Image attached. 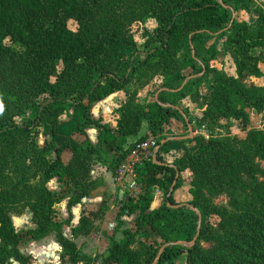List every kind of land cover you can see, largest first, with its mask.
Masks as SVG:
<instances>
[{"label": "trees", "instance_id": "1", "mask_svg": "<svg viewBox=\"0 0 264 264\" xmlns=\"http://www.w3.org/2000/svg\"><path fill=\"white\" fill-rule=\"evenodd\" d=\"M233 5L253 20L239 22L229 16ZM147 19L156 26L145 35L148 50L142 55L131 26ZM225 55L236 77L210 66L221 63ZM259 64H264V9L254 0H0V81L7 100L0 109V264L21 261L18 247L23 235L40 240L57 231L58 242L71 254L74 243L62 235L63 223L55 211L61 195L48 190L47 183L54 178L65 182L72 191L68 204L79 202L95 183L92 167H117L133 144L128 139L137 136L144 123L146 133L134 142L147 135L157 138L159 164L149 161L138 167L142 194L136 201L124 197L117 206L118 227L124 226L121 217L133 216L136 231L124 229L109 255L111 262L153 264L159 249L167 245L156 264L171 263L181 254L185 264H264V183L246 185L250 191H242V177L255 170L254 158L264 159V134L251 129L243 137H199L196 147L173 158L172 165L163 158L168 143L160 144L170 120L187 117L186 110L180 115L175 109L185 98H191L203 110L201 120L211 124L228 118L246 123L247 110L262 112L264 86L247 88L240 82L244 75L264 79ZM201 68L203 74L179 91L160 92L159 103L140 105L137 94L127 91L146 71H151L148 76L162 74L167 78L162 88L173 90ZM119 91L126 102L118 110L115 128L92 120L91 106ZM30 107L31 121L17 124L13 118ZM69 109L82 111L75 129L83 132L93 125L98 142L86 140L78 146L66 140L48 159L53 143L39 147L33 130L43 127L53 133L59 116ZM66 149L72 158L64 164ZM184 171L192 176V199L173 208L177 203L169 189L176 173ZM155 188L162 191L163 203L149 211ZM222 193L229 197L226 207L213 203ZM189 207L201 221L217 216L218 224L198 227L196 214L186 211ZM26 209L34 228L17 232L10 216ZM100 209L104 211V205ZM89 223L82 217L74 235H87ZM140 229L153 237L150 242L148 237L136 239ZM195 237L191 246L174 245L189 244ZM137 250L144 252L139 255Z\"/></svg>", "mask_w": 264, "mask_h": 264}, {"label": "rangeland", "instance_id": "2", "mask_svg": "<svg viewBox=\"0 0 264 264\" xmlns=\"http://www.w3.org/2000/svg\"><path fill=\"white\" fill-rule=\"evenodd\" d=\"M234 5L230 8V10H227L229 16H232L239 22L250 23L253 20V17L251 15H249L248 17L246 12L241 10L239 6L237 7ZM152 22H153L152 19H147L143 22L134 23L131 26V32L133 34L134 40L138 46L139 53L142 55L148 50V48L144 47V44L146 42L145 35L151 34V31L153 29ZM226 23H227V19H225V24ZM68 26L71 30L75 28V25L73 22H69ZM217 48L220 49L221 45L219 44ZM210 66L219 70L220 72L225 73L227 76L233 75L234 67H233V62L230 59L229 55L223 56L221 63L211 62ZM150 72L151 71H146L141 76L136 77L132 81V83L127 87V91L130 94H134V93L137 94L136 101L140 105L145 104L146 101H149V103L155 100L158 101L157 98L155 99L154 94L157 91V89L162 88V84L164 83L165 80H167V78L163 77V75L160 74L159 72L158 73L156 72L155 74L153 73L151 76H148ZM201 72H202V68H201L200 73ZM199 74H196V75H199ZM196 75H193V76H196ZM248 77L249 76L244 75V77L240 80V82L247 88L257 87V86L264 84V79L263 78L261 79V77L258 79H254L255 77H252V79L251 78L248 79ZM209 78H211V76H209ZM203 85H206V83H204ZM3 87H5V83L0 81V109H2L7 103V100L4 96V92H2ZM8 99H11V98H8ZM184 101L185 102L181 103L182 109L187 111V117H184L185 118L184 120H187V124H188L187 126L188 128L192 130L191 136H194L195 134L197 137L203 136L205 139H208L210 135L214 137L237 136V134H239V131L241 129L246 130V127H250L251 123L249 122V120L248 122L245 123V121H243L242 119L234 120V119L228 118V119L219 120L218 122H214V124H211L210 120L203 121L201 120L203 117V110L200 109L197 104H193L191 102L192 101L191 98L190 99L187 98ZM11 104H12L11 106L13 107L15 106V103L14 104L11 103ZM250 111H253L254 113L258 115L253 118L252 124L255 127L254 129H257L264 134V110H262V112L260 113H257L251 109ZM33 113H34V107H30L29 110H26L24 112V115L16 116L13 118V120L17 124L27 123L31 121L33 117ZM81 116H82L81 110L69 109L59 116L58 118L59 127H57V129L53 133H47V131H45L43 127L34 128L33 132L36 135L35 141L37 142L39 147H42L43 144L48 143V142H52L54 145V148H51L48 153V156H47L48 159H52L54 157L56 148L60 144H63L67 141H72L76 145L80 146L83 143H85V141L87 140L85 137V132L84 131L80 132L79 130L75 129L76 124L78 123L79 120H81L79 119ZM170 129L171 127L170 125H168L164 129L162 135L163 136H165V134L169 135ZM182 133L184 134V136H188L189 129H183ZM61 134L64 135L62 136V138H60ZM240 137H243V135H241ZM64 139H66L67 141L65 140L64 142ZM176 144L177 143L171 142L169 144V147H172L173 145H176ZM170 153L174 154L178 152L176 148H172ZM166 157H169V155L167 154ZM71 158H72L71 151L68 149L63 150L62 160L64 164L69 163L71 161ZM254 162H255L254 172L249 177H242V180H243L242 181V185H243L242 191L245 190L246 193H248L251 188L249 189L248 187H244V186L246 185L254 186L258 183H264V159L254 158ZM180 175H181L180 184L186 183L188 187L190 188V183L192 180V176L190 172L185 171L181 173ZM64 183L65 182L63 183L61 182V184L59 185V193L61 195L60 202H63L66 199L67 207H68V206H71L68 203L70 201L69 197L72 191L70 192L69 191L70 188L67 187V185ZM187 190L189 191V189ZM242 198H243V195L241 194V197L239 199H242ZM104 199H107V200H104ZM104 199L101 202V205L99 207L97 205L96 206L95 205L85 206V210L82 211L83 216H81V218L82 217L88 218L90 223H89V227H87L85 230L87 232L89 231V233H87V235H84L86 236L84 237L86 240H84L81 243H78L79 247L73 244L74 243L73 241H72L73 243L70 242L71 244L74 245V248L72 249L71 254L69 255L67 254V251L63 248V246L61 245L62 243L60 241L59 242L60 248L58 247L55 248V246L53 245H50L49 247V251H51V254L54 253L56 255L55 258L54 257L52 258L53 260L44 261L37 257H35L36 259H34L32 256H29L30 261H28L27 264H44L45 262H47V264H113L110 260L109 255L114 251V248H115L114 246L116 242H119L121 238H123L124 229L134 231L136 229V225L134 224L133 216L128 217V218L121 217L123 220L124 226L118 227L120 223L119 219L116 218L118 205L116 203H112L109 209V205H107V203L111 201L109 198H106V197H104ZM228 200H229L228 195L225 193H222L214 198L213 203H215L216 205L220 204V206L222 207H226ZM103 205L105 209L104 211L100 212L101 210L100 208ZM114 206L116 209L114 208ZM86 207H89V208H86ZM55 211L57 213L58 222H61L63 224L66 221L70 222L71 218H73V215L71 214L69 209H67V211L65 209L60 210V211H57L55 209ZM186 211L193 212L196 214L197 224H198L197 212L191 207L187 208ZM16 216H19L21 218L17 219ZM10 217L12 221H14L13 225L17 230L26 231L32 226V217L28 209L22 211V213L20 214H11ZM108 219L110 220V223L112 225L110 228H109V225L107 224ZM201 223L204 225L208 224L212 228H215V226L218 224V218L217 216L213 215V216L207 217L203 219L202 221H200L199 226L201 225ZM211 230L214 231V229H211ZM70 231H71L72 236L69 239L74 240L78 235H74L75 233L73 232V229H70ZM50 235L56 237V239L58 238L57 231H54ZM94 236L96 237L94 238ZM135 236L137 240H141V241L142 239L148 237V242H150V240H152L153 238L150 234L145 233L143 229H140V231H138V234L136 233ZM27 241H30V237L23 235L22 243L23 242L25 243ZM200 245L204 248H208L209 246L208 243H204L202 241L200 242ZM91 246H93V248ZM26 249L27 248H25L24 250L26 251ZM38 251H40V249H37L35 252L32 251L31 253L32 254L36 253L35 255L37 256L39 254ZM82 251H87L88 253L83 254ZM137 252L140 255L144 251L137 250ZM169 262H170L169 260H165L162 264H185V254H181L178 257L175 256L172 258V262L171 263Z\"/></svg>", "mask_w": 264, "mask_h": 264}, {"label": "crops", "instance_id": "3", "mask_svg": "<svg viewBox=\"0 0 264 264\" xmlns=\"http://www.w3.org/2000/svg\"><path fill=\"white\" fill-rule=\"evenodd\" d=\"M254 1L259 3L264 9V0H254ZM247 16L249 17L248 14H247ZM153 22L155 23L154 20H153ZM155 26H156V23H155ZM154 27H153V29H154ZM218 50H220V49H218ZM233 67H234V64H233ZM258 69L261 72V74L264 76V64H259ZM232 76L236 77L235 67L233 69V75ZM250 78L252 79V77L249 76L248 79H250ZM262 78L263 77H261V79ZM254 79H258V78L255 77ZM189 80H191V79H189V77L183 79L182 81H180L178 86L173 88V90H168L165 88L157 89V91L154 94L155 99L156 98L158 99V95L162 91H165V92L179 91L187 82H189ZM184 81H186V83L182 86V83ZM263 86H264V84L257 86V87H263ZM186 99L187 98L181 100L179 103V106L175 107V109H177L180 112V115H183L182 110H181L182 109L181 103L185 102L184 100H186ZM156 101L157 100H155L154 102H156ZM125 102H126L125 93L122 91L115 92V93L111 94L110 96L106 97L105 99H103V100H101V101H99V102H97L91 106V108L89 110L90 118L92 120L98 121L101 124H106L109 127H111L112 129H114L116 126V121H117L118 116H119L118 110H119V108H121V106ZM157 102H159V99ZM146 103H149V101H146ZM193 104H195V103H193ZM165 106H167V105H165ZM247 113L249 116V122L251 123L250 127H246V130L241 129L239 131V134H237V136H241L245 132H247L248 130L255 128L254 125L252 124V122H253V118L258 116V115L256 113H254L253 111H250V110H247ZM184 119H185L184 117L182 118V120L172 118L170 120V123L168 124V125H170L172 131L170 129L169 135L165 134V136H164L165 138L160 141V144H162V141H165V143H168L167 147H165V149L168 150V152L163 153V155H164L163 158H164L166 164L169 163V165H172L171 162H172L173 158L179 157L180 154L185 150L194 149L198 143L199 137H197L195 134H194V136H191V138H189V139L177 140V138L187 137V136H184V134L182 133L183 129H189L190 130V128H188V126H187L188 125L187 120H184ZM146 127H147V125L144 123L142 125L141 130L138 133V135L135 137L129 138L128 143H133L138 137L143 136L146 133ZM255 130H257V129H255ZM84 132H85V137L89 141V143H91L92 145H96L98 142V130H97V128H95L93 125H88L84 129ZM62 136H64V135L61 134L60 138H62ZM200 137H203V136H200ZM65 140L66 139H64V142H65ZM171 142H174L177 144L173 145L172 147H169V144ZM172 148H176L178 153H174L175 155L173 153H170ZM167 154L169 155V157H166ZM154 160H153V162H154ZM92 170H93L92 175L95 178V180H94L95 183L93 184V188H91V190H89V192H87V195L83 196L79 202L74 203L68 207H67V202H66L67 200L65 199L63 202H59V204L55 208L57 211L64 210V209L67 211V209H69V211L73 215V218H71L70 222L66 221L63 224L62 229H61L62 235L67 239H69L72 236L70 229H75L79 226L81 216H83L82 211L85 210V206H90V205L96 206L97 205L99 207L101 205V202L103 201L104 197H106V198H109L111 201V202L107 203V205H109V209H110L112 203H116L118 205L119 202L124 197H126L124 192L118 186L113 184L110 171H108L105 167L95 165L92 167ZM91 171H90V174H91ZM180 174H178L179 178L177 177V180H178L177 186H175L176 185L175 184L174 185L175 187H173V189L171 191L169 189V193L172 194V197H173L174 201L177 203L178 208L182 207L184 205H187L191 201V195L189 194V191L187 190V189H189L188 185L186 183L180 184V180H181ZM60 184H61V182L57 178H54L47 183L46 187L51 192H59V185ZM185 188H186V190H185ZM104 200H107V199H104ZM162 203H163L162 191L155 188L154 193H153V198H152V201L150 203L149 211L159 209L160 206L162 205ZM86 208H89V207H86ZM114 208H115V206H114ZM56 215H57V213H56ZM16 218L20 219L21 217L16 216ZM13 222L14 221H12V223ZM107 224L109 225V228L112 226L109 219L107 220ZM104 226H105V224H104ZM32 228H34L33 223L29 229H32ZM15 230L17 232H20V230H17L16 228H15ZM89 235H91V234H89ZM84 237H86V236L80 234L76 237L77 239L75 238L74 240L72 239L71 241H73L74 244L79 247L78 243H81L84 240H86ZM95 237L96 236H94V238ZM50 245L55 246V248L56 247L60 248L59 247L60 244L57 241L56 237L51 236V235H48V236H46L40 240L30 239V241H27L25 243L23 242L18 247V251L22 257L20 259L21 261L10 260L7 264H27L28 261H30L29 256H32L34 259H36L35 257H37V258L44 260V261L45 260L51 261V260H53L52 258L53 257L55 258L56 255L54 253L51 254V251H49ZM91 247L93 248V246H91ZM25 248H27L26 251L24 250ZM37 249H40V251H38L39 254L37 256L35 255L36 253H34V254L31 253L32 251L35 252ZM82 253L86 254L88 252L82 251ZM14 261H16V262H14ZM11 262H13V263H11ZM44 264H47V262H45Z\"/></svg>", "mask_w": 264, "mask_h": 264}, {"label": "built area", "instance_id": "4", "mask_svg": "<svg viewBox=\"0 0 264 264\" xmlns=\"http://www.w3.org/2000/svg\"><path fill=\"white\" fill-rule=\"evenodd\" d=\"M158 147L157 138L147 135L143 140L133 142L126 157L110 171L113 184L118 186L127 198L136 201L142 194L136 169L146 162L153 161ZM92 174L93 170L90 176L91 180H95Z\"/></svg>", "mask_w": 264, "mask_h": 264}, {"label": "water", "instance_id": "5", "mask_svg": "<svg viewBox=\"0 0 264 264\" xmlns=\"http://www.w3.org/2000/svg\"><path fill=\"white\" fill-rule=\"evenodd\" d=\"M203 72H204V69H202V72H201L199 75L191 76V77H189V79H194V78H196V77H200V76L203 74ZM185 83H186V81H184V82L182 83V86H183ZM191 134H192V130L190 129V130H189V135H188L187 137L177 138V140H179V139H183V140H185V139H189V138H191ZM164 143H165V141H162V144H164ZM154 162L157 163V164H159V163L156 162L155 160H154ZM177 177H178V173H176V175H175V179H174V181H173V183H172V185H171V187H170V191L173 189V187H174V185H175V183H176ZM173 208H178V206H174ZM197 215H198V227H199V224H200V221H201V217H200V215H199L198 212H197ZM195 240H196V237H195V238L193 239V241H192L191 243H189V244L182 243V242H176L174 245H179V246H191V245H193V244L195 243ZM166 246H167V245H164V246H162V247L159 249V251H158V253H157V255H156V258H155V261H154L153 264H156V263L159 261V258H160V256H161V253H162L163 250L166 248Z\"/></svg>", "mask_w": 264, "mask_h": 264}, {"label": "clouds", "instance_id": "6", "mask_svg": "<svg viewBox=\"0 0 264 264\" xmlns=\"http://www.w3.org/2000/svg\"><path fill=\"white\" fill-rule=\"evenodd\" d=\"M152 26H153V27L155 26V23H154V22H152Z\"/></svg>", "mask_w": 264, "mask_h": 264}]
</instances>
